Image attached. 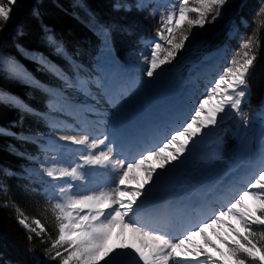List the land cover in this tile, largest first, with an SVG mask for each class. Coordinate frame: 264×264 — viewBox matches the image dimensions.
<instances>
[{
	"label": "snow or ice",
	"instance_id": "snow-or-ice-1",
	"mask_svg": "<svg viewBox=\"0 0 264 264\" xmlns=\"http://www.w3.org/2000/svg\"><path fill=\"white\" fill-rule=\"evenodd\" d=\"M17 2L18 0H0V23L6 24L13 18L12 13ZM192 2L194 6H190V0H178V3L169 5V10L161 16V27L157 30V35L164 43H153L150 56L142 55L147 65L144 69L146 77H155L163 65L176 57L178 51L184 47L192 27H203L210 14L212 21H215L227 0ZM116 7L129 6L117 3ZM135 7L146 9L149 2L137 0ZM191 13H195V18L191 17ZM23 29V22L17 24L18 34L22 35ZM101 31L105 36V46L110 47V30L102 27ZM259 47V37L254 33L240 45L235 57L212 83L204 98L199 101L191 120L161 145L146 149L131 162L115 159L111 146L101 148L109 140L107 135L102 139H89L87 134L61 136L60 140L84 148L85 151L79 155L78 162L71 165L63 163H52L47 167L41 165L43 174L52 182L63 181L52 184L54 198L50 202V210L56 222L58 233L56 238L51 239L39 219L33 218L29 222V218L18 207L16 209L18 223L36 237H40V243H47L43 237L48 235L50 247L44 250L45 255L52 261L59 260L60 264H123L120 258L125 256L132 258L131 264H264V230L256 231V227L264 229V166L254 173L255 178L222 210L185 229L179 236H173L165 230H154L135 219L138 209L144 204L145 197L150 191L145 186L158 179V175L154 173H157L158 169L163 171L167 165L178 161L189 150L190 142L201 134V129L217 125L220 122L219 118L229 110L239 116L243 125L247 126L249 120L243 114L241 106L248 95L249 76L254 70ZM0 74L31 80L16 61L2 55ZM65 83L68 87L76 86L68 80ZM78 83L81 85L78 90L83 91L89 81ZM96 86L103 87L99 82ZM214 98L218 102L211 111L206 112V102ZM0 104L31 111L18 98L3 92H0ZM153 158L159 161L158 166L146 167L148 161ZM87 168L109 169L114 175V186L107 190L98 189L83 193L74 191L75 182L86 181ZM134 169L142 170L146 177L137 187L129 188L126 186L129 179H137L136 176L130 177ZM246 199L257 202L258 207L247 209ZM228 215L240 221L243 233L222 219ZM118 225L122 230L129 229L136 243L122 244L109 249L107 241ZM214 225H226L230 229V234L226 236H219L217 233L221 243L227 248V253L216 248V251L221 252L222 259L217 260L199 248L192 250L185 247L197 233L204 235L205 229H213L215 232ZM28 239L31 242L33 235H29ZM205 240L211 244L206 236Z\"/></svg>",
	"mask_w": 264,
	"mask_h": 264
},
{
	"label": "trees",
	"instance_id": "trees-1",
	"mask_svg": "<svg viewBox=\"0 0 264 264\" xmlns=\"http://www.w3.org/2000/svg\"><path fill=\"white\" fill-rule=\"evenodd\" d=\"M115 4L116 0H18L13 18L6 24L0 23V55L16 61L31 77L28 80L0 74V92L18 98L31 109L25 111L0 104V264H42L50 260L44 251L50 247L48 235L43 237L48 242L40 243V237L26 231L18 223L17 207L29 222L39 219L51 239L58 234L44 188L38 182L31 185L22 167L31 163L30 156L38 148L21 134H43L48 130L47 119L38 112L44 109V102L51 93L42 84L54 87L61 84L64 77H70L71 71L80 72L85 68L74 59L75 55L90 58L100 43L96 35L103 34L102 27L112 29L115 45L122 46L121 50L134 47V37L153 36L159 29L157 20L150 23L144 14L116 11ZM262 9L264 0H227L217 19L212 21L210 14L196 33V37L202 35L212 40L228 20L240 17L247 20L250 26L247 38L255 33L260 42L255 67L249 76L252 100L258 103L264 91ZM21 22L24 23L22 35L17 31V24ZM127 25L133 28L134 37L121 32ZM23 50L32 54L26 56ZM173 61L162 69H169ZM261 230L264 229L256 227V231ZM29 235H33L31 242ZM50 261L60 264L59 260Z\"/></svg>",
	"mask_w": 264,
	"mask_h": 264
},
{
	"label": "rangeland",
	"instance_id": "rangeland-1",
	"mask_svg": "<svg viewBox=\"0 0 264 264\" xmlns=\"http://www.w3.org/2000/svg\"><path fill=\"white\" fill-rule=\"evenodd\" d=\"M148 2H149V7L151 8L150 13L153 16H159L160 17V27H161V22H162L161 16L166 14V12L169 10L168 9L169 5L178 3V0H165L164 2H156L155 4H151L150 0H148ZM118 3L126 4L128 6H130L132 4V2L130 3V2L125 1V0H119ZM133 3L136 5L137 0H133ZM190 6H194V3L192 2V0H190ZM137 10H138V8H137ZM139 10H141V9H139ZM144 10H147V9H144ZM193 18H195V16ZM235 26H236L235 22H231L228 25V28L230 30V33H228V34L230 37H232V35H233V29L235 28ZM201 28L202 27H200V26H194L191 28L189 35H188V39L185 41L184 47L178 51L176 57L173 59L176 62L170 68V70L162 71L161 69H159L157 72V75L153 78H148L146 76H142V77H146V78H144V82L146 81V79L149 80L148 82L150 83L149 86L151 87L150 88L151 92L149 93L148 98H150V100H151V97L157 93L158 97L161 99H164V103H166V104L170 103L171 100H173V99H175L176 101L179 100L178 102H181L187 96L186 94L188 91L191 92L189 94H192V92H193V94L190 97H193L196 99L195 96H196L197 92L199 91V87L201 88V85L199 86L198 84H201V82H199V80H197V83L195 85L193 82L190 86H189V84H190L191 78L194 77L196 75V73L203 68H205V74L209 75V76H207V78L212 80L213 74L216 73L219 68L216 65V67L214 69L206 70V67H204V64L206 62H208V57L211 58V56H212L211 52L216 51L218 49V48H214L215 42H217L218 39H217V37H215L214 39L209 40V39H205L202 35H199L196 37V35H197L196 33H199ZM158 42L164 43L163 41H161L159 39V37H158ZM243 42H241L235 48V50H233L232 48L229 50V53L227 55L228 58H227V60H225L224 66H222V68L227 66L229 64L230 60L235 57L237 51L240 49V45ZM152 44H153V41L148 40V41H145L142 43V46L139 50H137V51L133 50V51L128 52L124 56L125 65L123 67H119L120 72L123 73L124 71H126L128 66H130V65L131 66H141V68L143 69L142 75H144V69L147 67V65L143 61L142 55L150 56ZM165 46L168 47V45H165ZM104 49H106V46H103L101 48L102 51ZM216 54L217 53H215V55ZM103 57H104V59L107 58V56H105V55H103ZM103 57L101 58L100 62L102 61ZM202 60H204V61H202ZM94 66H95V64L92 65V68L96 72V74L93 77L91 75L90 77H87L86 79H81L79 81V82H83V81L89 80V83L86 86H84L85 90H86V88L94 89L95 85H97V82L100 83L101 80L105 81V79L103 78V74H105L104 71L102 70L103 65L101 67L100 72H97L95 70ZM140 70L141 69H139V71ZM208 71H212V73L207 74ZM120 80H121V78H120ZM207 82H209V81H206L205 84H207ZM157 84H160V85H157ZM193 85H194V87H193ZM97 88H100V87H97ZM129 88H130V86H128L127 88H125L123 90L124 92H122L121 97L117 100V101H121V102H120V104H118L117 107L115 105L113 107L114 109L112 108L113 113L117 112L118 107L121 105V103L124 100L127 102V104H130V106L139 105V104L141 105L142 103H144V101H143L142 103L136 104L137 101H136V99L132 100L133 98L129 101V99L132 96H128L127 93L134 91V88L132 90H130ZM158 89L159 90L163 89V90H161V92L163 95H165V93H166V95L165 96L160 95L159 94L160 91ZM202 89L206 90V91L205 90L202 91V93L206 94V92L209 90V87L204 88L202 85ZM247 92H248V95L246 96L245 101L241 106L243 114L249 120V123L247 124V126H244L241 118L239 116H237L235 113L232 114L231 110H229L226 114H224L222 118L218 117L220 119V122L217 125L208 126V129H210V130H208V132L209 131L210 132L208 134H206V135H208L206 140H204V141L199 140L200 144H202V146L198 149L199 152H197L196 150L189 152L187 154V156L190 160L187 158L185 160L183 159L184 161L182 160V162L178 165V166L181 165L180 169L177 166L175 171L172 174L167 175V177H164L163 175H161L158 179L159 182H162V180L164 178H168V179L164 182V185H163V183H160L159 185H156V186L154 185L151 188V190L148 192L147 196L145 197L146 199H149L152 196L153 191H155V190H159L163 193L166 192L167 194H171V195L179 194L180 196H184V195L189 194L192 190H194V189H192V186H195L196 188H198V185H201V184L206 185L207 183H208L207 186H212L219 179H221L225 176H230L231 175L230 170H234L235 167H236V169L243 167V163L245 165L246 163L250 162V160L252 161L256 156H258L260 153H262L264 151V148H262L263 146H260L261 142L264 143V129H263L264 123L262 120L258 119L259 115H261V113H263L264 101L261 103V108L258 111H252L251 104L249 102V90L248 89H247ZM54 95H55L54 101L51 103H47V107H46V110L44 113L45 116H47L49 118H56L57 117V119H54V124H53L54 127H53L52 132L49 134L50 137L52 134H54L55 138L56 137L60 138L61 136H63L61 133H58V132H62V131L57 132V130H64V131L66 130V129H64L63 125L73 127L75 129H77V131L82 132V130L87 129L90 132V129L86 128L87 124L84 123L85 126H83V124L82 125L77 124L76 118H74V117H78V116H81V117L83 116L84 118L86 117L84 119L85 121L90 120L91 123L95 122L97 124L99 122L98 118L87 112V111L95 112V111L89 109L88 108L89 106H94L95 107L94 110H96V113H99L101 111L106 112L105 111L106 109L103 110V108H102V110H101V101H103V98L101 97V101H100V99H99V97L101 96L100 92L94 93V94L90 95V97H88V96L84 95L80 90H78V88L76 86L71 88V87H68L66 85L60 89L55 90ZM204 96L205 95L199 94V96H198L199 98H198V100L196 99L195 104L190 105V104H187V102L185 103V105H184V103L180 104L181 108L186 107V106L187 107L190 106V109L193 111L192 114L190 115V118L192 117V115L195 114V109L198 107L199 101L202 98H204ZM140 98L141 97H139V100H140ZM81 100H83L82 103H80ZM88 100H91V101L97 100V101L92 102L90 104ZM150 100L147 104L148 107H152L155 102H158L157 104L163 103L160 100L155 101V102H152ZM210 102H211L210 103V109H207L208 112L214 108L215 104L218 101L216 98H214ZM206 103H209V101ZM173 109H174V112H176V113L180 112L179 106H176ZM68 110H70V111H68ZM71 111L72 112L76 111L78 113H76L77 115L73 114L71 117V115H70ZM81 111H83V112H81ZM181 114L186 115L183 108L181 110ZM59 117H60V119H58ZM169 122L172 123L171 124L172 128H177L179 126L180 129L186 123V121H184V123L182 125L179 123L178 120L177 121L169 120ZM55 125L57 126V128L55 127ZM59 127H62V128H59ZM139 127H141V125ZM172 128L170 129V131H172ZM133 129H135V128H133ZM160 132H161V135H164L163 131H160ZM21 135L23 137H26L29 140H35V139H38L39 137H41L40 135H32V134H21ZM65 135H68V134H65ZM72 135L80 136L83 134H74L72 132ZM50 137L48 138V141L46 140V142H45L46 145L43 146L44 148L42 147L40 153L38 155L32 157L31 165L26 168V172L30 176L28 178H35V179L39 180L40 182L44 183V185L46 187L45 190H46V194H47L49 204L52 201V199L54 198V190H53L52 184L53 183H61V182L63 183V181L52 182L50 180V178L46 177L43 174V171L41 169V165H44L45 167H47V166H50L52 163L74 164V163L78 162L79 155L85 151V149H83L81 147L80 148L76 147L77 150H74L73 152L77 153V154H71V153L69 154L68 153L66 155H61L59 152H57L56 148L52 147V146H55V144L52 143V139ZM196 138H195V140L192 141V143H194L196 141ZM163 139L166 141V139H168V138H165L163 136ZM58 141H60V145L62 147L60 149L58 148L59 151L65 152V151H68L72 148V146L66 147L62 140L59 139ZM206 141H207V143H205ZM61 142H62V144H61ZM104 146L107 147L108 146L107 143ZM101 148H102V146H101ZM99 150L100 149H97V151H99ZM151 162H152V160H150L145 166L146 167H156L157 166L156 164L152 165ZM205 166L207 167L206 169H205ZM201 167H204L203 171H202V169H200ZM88 169L91 170V168H88ZM92 169H94V171L97 170V171H95L97 173H94V171H89V172L94 173L96 175H99L98 178L102 177V174H105V173L110 171L109 169H105V168H101L100 171H98L100 168H97V169L92 168ZM132 173H130V177L134 175L137 177V179L136 180H132V179L129 180V182L127 184V187H129V188L137 187V185H135V183H138V181H139V183H142L143 180H145V176H146V173L143 172L142 170H139V169H136V170L134 169ZM181 173H182V175H181ZM178 176H180V177L178 178ZM88 180H90L89 177H88ZM92 180H94V179H92ZM153 181H151V182H153ZM75 184L79 185L76 192L83 193L84 190H85L84 192H88L89 189L87 190L86 188H88L89 186L85 185V181L84 182L77 181ZM166 184L167 185L169 184V185L166 186ZM109 185H110V182H107V186L104 185L102 187L90 188L91 190H89V191H93L92 189H94V190H98V189L107 190L109 187H111L113 185V182L111 183L110 186ZM164 186L166 187V189ZM168 190H170V191H168ZM246 200L250 201V203H251V199H246ZM257 207H258V204L256 202V205L254 207H252V208L246 207V208L249 210H252V209H255ZM139 209H138V211H139ZM222 219L227 221L229 224H231L234 228L237 229V231H240L241 233H243V228L241 227L240 221L236 217L228 215V216L223 217ZM213 227L216 230L215 232L213 231V229H205V234L203 235V237H201L199 239L198 242H195V241L187 242L185 244V247L190 248L192 250L199 248V249H202L206 253H210L211 256L217 260L222 259L221 252L216 251V248L221 249V251L224 253H227V248L225 247V245L223 243H221V240L218 238L217 233H219V236H226V235L230 234V229L226 225H214ZM26 231H28V230H26ZM114 235L115 234L112 232L111 236H110L111 237L110 241H112L114 239L113 238V237H115ZM124 236H126V237L122 238V239L127 240L128 236L127 235H124ZM205 236L207 237V239L209 241H211V244L206 242ZM230 238H234V237H230ZM108 244H109V240L107 241V246H108ZM211 245H215L216 247L214 248ZM189 259H191V258H189ZM201 259H203V258L201 257ZM48 261H49V264H54L50 260H48ZM39 264H41V263H39Z\"/></svg>",
	"mask_w": 264,
	"mask_h": 264
},
{
	"label": "bare ground",
	"instance_id": "bare-ground-1",
	"mask_svg": "<svg viewBox=\"0 0 264 264\" xmlns=\"http://www.w3.org/2000/svg\"><path fill=\"white\" fill-rule=\"evenodd\" d=\"M223 51H224V48L222 47L218 52H216L217 54H216V57H221V55H222V53H223ZM206 60V59H205ZM202 61H204V60H202ZM211 62H213L209 67H208V65L211 63ZM218 64V62H217V60H215V59H212V58H210V57H208V62H206L205 64H204V67H206V70H212V69H214L215 67H216V65ZM217 67L219 68V69H221L222 68V66H219V65H217ZM210 73H212V71H208L207 72V74H210ZM106 75V74H105ZM142 76H145V75H142ZM142 76H140V75H138L137 73H133V72H130V73H128V75H126L125 77H124V80H125V78H128V82L129 83H131V84H133L134 85V91L133 92H130V93H127V95L128 96H132L130 99H129V101L132 99V100H135L136 99V104L137 103H142L143 101H144V103H142L141 105L139 104V105H132V106H130V104H127V102L124 100L122 103H121V105L118 107V109H117V112L115 113H113V111L108 115V117H109V120L107 121V131L109 130V132H108V137H109V139L110 140H113L114 142H115V138H116V136H117V133H118V136L119 137H121L123 134H125V133H127L124 129H121V127H119V123L120 122H122L123 121V123L125 124V123H127L128 124V127H132V128H135V129H137L138 131H141V129H145L143 132H142V136H146L147 134H149V136H153V135H150V133L152 132V131H154V129L152 128H147V125H150L151 124V122L152 121H157V118H156V120H150V118H149V113H152V112H158V111H156L157 109H160L161 108V106L159 107V106H156V107H148L147 106V104H148V102H149V100H150V98H148V95H149V93L151 92V87L149 86L150 85V83L148 82L149 80H147L146 79V81L144 82V78H146V77H142ZM213 76H214V74H213ZM107 77V76H106ZM109 78H111V77H109ZM124 80L121 82V86H122V88H123V90L125 89V88H127L128 86H131V85H128V86H126L125 84H124ZM206 81H208V80H206ZM200 82V81H199ZM111 82L109 81V83L108 84H110ZM154 84V83H153ZM157 85H160V84H157ZM181 86V85H180ZM163 88V87H162ZM114 89H117L116 87H114ZM164 89V88H163ZM163 89H161V90H163ZM153 90V89H152ZM159 90V89H158ZM161 90H159L160 91V95H162V96H165L166 95V93H165V95H163L162 94V92H161ZM109 91H111V92H114V90H110L109 89ZM202 91H203V89L201 90V92H199V93H197L196 94V99H198L199 97V94H201V95H205V93H202ZM175 92V91H174ZM168 94V93H167ZM170 94V93H169ZM192 94H193V92H192ZM191 94V95H192ZM127 96V97H128ZM139 97H141L140 98V100H139ZM172 97V96H171ZM179 97V96H178ZM167 98V97H166ZM179 99V98H178ZM196 99L195 98H193V97H190L189 98V100H188V102H187V104H190V105H192V104H195L196 103ZM127 100V99H126ZM158 100H160L161 102H163L164 103V99H161V98H159L158 97V95H157V93L154 95V96H152L151 97V100L150 101H152V102H155V101H158ZM183 100V99H182ZM213 100V99H212ZM211 100V101H212ZM128 101V102H129ZM179 101V100H178ZM120 102L121 101H116V103L114 104V106L115 105H118V104H120ZM132 102V101H131ZM168 102V101H167ZM158 103V102H157ZM210 101H209V103H206L205 104V111L206 112H208V110L207 109H210ZM153 104V103H152ZM181 104V103H180ZM178 102H177V105H173V104H169L168 106H169V108H165V109H163L164 111H163V115L161 114V118H165L166 120H162V123H167V122H169V120H175V121H179V123L180 124H182L183 125V123H184V121H186V123L188 122V121H190L191 120V118H190V115L189 114H187V115H182L181 114V110H182V108H183V110L184 109H187L188 107L186 106V107H182L181 108V105H180ZM154 105V104H153ZM159 105H161V104H159ZM113 106V107H114ZM151 106V105H150ZM176 106H179V113H176V112H174V107H176ZM143 107L145 108V109H143ZM89 109H91V110H93V111H95L96 112V110H94L95 109V107L94 106H89L88 107ZM136 109V110H135ZM104 110V109H103ZM140 110H141V112H142V114L140 113V115H145L144 117H143V119L142 120H140V122H139V125L138 124H136V122L134 121V119H130L128 122H127V116H132V117H134V116H136L137 115V113L138 112H140ZM133 112H134V114H133ZM193 111L191 110V113H192ZM232 114H233V112H232ZM81 117V116H80ZM97 118H98V120H99V122L97 123L98 125L100 124V117L99 116H96ZM154 117V116H153ZM86 118V117H85ZM202 119H203V117H201ZM166 121V122H165ZM76 123L77 124H80V125H82L83 124V126H85L84 125V123L85 124H87V126H88V128H89V126H90V131L92 132V133H94V134H99V132L97 131V129H102V127L101 126H98V125H96V124H94V123H91L90 122V120H82V118L81 119H79V116L77 117V119H76ZM185 123V124H186ZM184 124V125H185ZM141 125V127H139ZM168 125V124H167ZM167 125H164V124H162L161 125V128L159 129V136H160V134H161V132L160 131H163L164 132V135H162V136H164L165 138H170V136L175 132V131H177V130H179L180 129V127L178 126L177 128H172V127H169V125L167 126ZM183 125V126H184ZM87 126H86V128H87ZM95 126V127H94ZM171 126V125H170ZM55 127L57 128V126L55 125ZM63 127H64V129H66L65 131L64 130H57V132L58 131H62V132H58V133H61L63 136H65V134H70V135H72V132L73 131H75V130H69L68 129V127L69 126H65V125H63ZM194 128L196 127L195 125L193 126ZM172 128V131H170V129ZM214 129V128H213ZM208 130H210V129H208V127L207 128H203V129H201V134L200 135H198V136H196L195 138H196V141L194 142V143H192V142H190V143H192L191 144V146H190V148H189V150L178 160V161H175V162H173L172 164H169V165H167L166 167H165V169L163 170V171H161V170H159L158 169V171H157V173H154V175L156 174V175H158V179H159V177L161 176V175H163L164 177H167V175H170V174H172L174 171H175V169H176V167L182 162V160L184 159H189L188 158V156H187V154L189 153V152H192V151H194V150H196L197 152H199V148L202 146V144H200V141L199 140H202V141H204V140H206V138H207V136L208 135H206V134H208L209 132H208ZM170 131V132H169ZM79 132H81V131H79ZM74 133V132H73ZM210 135V134H209ZM211 136V135H210ZM47 138H49L50 137V135H47L46 136ZM51 139H52V143H54L55 144V146H52V147H54V148H57V147H61V145H60V141H58L60 138H55L54 137V134H52L51 135V137H50ZM195 138L193 139V140H195ZM160 138H158L157 137V139H156V141H158ZM165 140L163 139L162 141L160 140V144H158V146L159 145H161L163 142H164ZM59 143V144H58ZM63 143H64V145H67V146H69V145H71V144H68V143H66V142H64L63 141ZM116 143V142H115ZM205 143H207V141L205 142ZM61 144H62V142H61ZM204 144V143H203ZM109 146V145H108ZM205 146V145H204ZM260 146H264V143H260ZM105 148V146H102V148ZM122 147L125 149V148H127V145L124 143L123 145H122ZM62 148V147H61ZM64 148V147H63ZM253 148V147H252ZM60 149V148H59ZM84 149V148H83ZM130 149H132V147H130ZM64 150V149H63ZM254 150V149H253ZM195 151V152H196ZM253 153V152H252ZM132 154V153H131ZM77 157V156H76ZM114 158L115 159H119L115 154H114ZM235 159V158H234ZM152 160V165H154V164H156L157 166H158V164H159V161L158 160H156L155 158H153V159H151ZM183 160V161H184ZM190 160V159H189ZM188 161V160H187ZM226 161V160H225ZM149 162V161H148ZM258 163H259V161H257ZM243 163V162H242ZM226 164V163H225ZM243 165H244V163H243ZM259 164H255V166H258ZM208 166V165H207ZM178 168L180 169L181 168V165L180 166H178ZM203 168L204 167H201L200 169H202V171H203ZM207 167L205 166V169H206ZM236 168V167H235ZM92 169V168H91ZM97 169V168H96ZM183 169V168H182ZM204 169V170H205ZM86 170V169H85ZM101 170V168L98 170V171H100ZM136 170V169H135ZM87 172H89V170H86ZM95 171H97V170H95ZM94 171V173H97V172H95ZM181 171V170H180ZM105 172V171H104ZM182 172V171H181ZM201 172V171H200ZM206 172V171H205ZM90 173V172H89ZM87 173V179L86 180H88V177H89V179L90 180H88V181H95V184L97 185V184H101V183H104L103 182V178L104 177H108V175H110L111 176V179L114 181V175L109 171V172H107V175L106 174H102V179L101 180H99L98 179V176L99 175H96V174H94V173ZM102 173V172H101ZM133 174V173H132ZM101 175V174H100ZM174 175V174H173ZM181 175H182V173H181ZM180 175V176H181ZM134 176V175H133ZM180 176H178V178L180 177ZM146 177V176H145ZM92 179H94V180H92ZM158 179H156V180H154L153 182H151L150 184H148V185H146L145 187H147V188H149L150 190H151V188L155 185H159L160 183H163V185H164V182L168 179V178H164L163 180H162V182H159L158 181ZM130 180V179H129ZM144 181V180H143ZM158 181V182H157ZM62 183V182H61ZM76 183V182H75ZM107 183V182H106ZM143 183V182H142ZM168 183V182H167ZM78 184V183H77ZM77 184H75V188L76 187H78V185ZM89 184V183H88ZM138 184H139V181H138V183H135V185H137L138 186ZM230 184V181H229V183H228V185ZM86 185V184H85ZM169 185V184H168ZM167 184H166V186H168ZM182 185V184H181ZM206 185H208V183L206 184ZM224 185V184H223ZM87 186V185H86ZM85 186V187H86ZM112 186H114V183H113V185ZM111 186V187H112ZM171 186V185H170ZM173 186V185H172ZM84 187V188H85ZM165 187V186H164ZM199 187V186H198ZM74 188V189H75ZM165 189H166V187H165ZM188 189V188H187ZM88 190V189H87ZM164 190V189H163ZM85 191V190H84ZM83 191V192H84ZM168 191H170V190H168ZM182 192V191H181ZM166 193V192H165ZM173 193V192H172ZM175 193V192H174ZM203 193L204 192H202V194L201 195H199V197H195V195H192V196H190L189 198H198L199 200H203ZM159 196H163L162 195V192H159V190H155V191H153V193H152V196L148 199V200H153V199H155L156 197H159ZM172 198V197H171ZM171 198L170 197H165V199H164V201H163V204L164 203H166V202H170L171 203V205H173V204H175V200H177V202L179 201V199H181V197H179V196H176V197H173L172 199H174L173 200V202H172V200H171ZM189 198H187V199H189ZM146 199V198H145ZM223 203L224 202H222V205H223ZM147 203H145L144 204V207H145V205H146ZM245 205H246V207H249V208H252V207H254L255 205H256V202L255 201H253V200H251V203H250V201H248V200H245ZM146 220H147V222H149L150 223V225H153L154 223L152 222V220H151V218H146ZM187 218H184V225L183 226H185V228H190L191 226H187V224H192L193 223V221H194V219H192L191 221H190V223H187ZM186 222V223H185ZM115 235V237H113L114 239L112 240V241H110V238L111 237H109V244H108V246H107V248H109V249H111V248H114V247H117V246H119V245H122V244H127V245H131V244H134V243H136V241H135V239H134V236H133V234H132V232L129 230V229H121V227L118 225V226H116L114 229H113V231H112ZM182 233V228L177 232V233H174L173 234V236H179L180 234ZM113 235V234H112ZM124 235H127L128 236V239L127 240H123L122 238H125L126 236H124ZM111 236V235H110ZM201 237H203V235H201L200 233L198 234H196V235H194V236H192V238H191V241H195V242H198L199 241V239L201 238ZM196 238V239H195ZM203 240V239H202ZM190 241V242H191ZM131 257H127V256H125V257H121L120 258V260L123 262V264H131Z\"/></svg>",
	"mask_w": 264,
	"mask_h": 264
},
{
	"label": "crops",
	"instance_id": "crops-1",
	"mask_svg": "<svg viewBox=\"0 0 264 264\" xmlns=\"http://www.w3.org/2000/svg\"><path fill=\"white\" fill-rule=\"evenodd\" d=\"M49 135V134H48ZM23 227V226H22ZM24 228V227H23ZM25 229V228H24Z\"/></svg>",
	"mask_w": 264,
	"mask_h": 264
},
{
	"label": "water",
	"instance_id": "water-1",
	"mask_svg": "<svg viewBox=\"0 0 264 264\" xmlns=\"http://www.w3.org/2000/svg\"><path fill=\"white\" fill-rule=\"evenodd\" d=\"M47 264V263H46Z\"/></svg>",
	"mask_w": 264,
	"mask_h": 264
}]
</instances>
